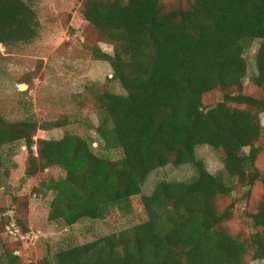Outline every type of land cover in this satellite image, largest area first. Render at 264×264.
<instances>
[{"label":"trees","instance_id":"1","mask_svg":"<svg viewBox=\"0 0 264 264\" xmlns=\"http://www.w3.org/2000/svg\"><path fill=\"white\" fill-rule=\"evenodd\" d=\"M163 1L82 2L83 18L113 47L112 54L95 47L93 55L110 63V79L124 90L96 96L99 144L120 151L118 158L97 154L93 140L74 132L35 139L61 121L0 114V169L1 149L22 142L25 176L43 175L33 190L49 199L50 221L138 217L128 228L58 249L48 264H243L248 254L264 261V194L241 217L253 229L248 235L226 225L234 203L221 207L238 185L264 187L256 166L264 152V97L243 92L244 54L255 41L251 81L264 89V0H174L169 8ZM34 3L0 0V44L9 49L39 36ZM216 91L207 106L204 95ZM200 145L219 152L223 172L208 171L196 156ZM168 164H191L195 175L160 180L142 193L147 176ZM3 259L28 264L13 250Z\"/></svg>","mask_w":264,"mask_h":264},{"label":"rangeland","instance_id":"2","mask_svg":"<svg viewBox=\"0 0 264 264\" xmlns=\"http://www.w3.org/2000/svg\"><path fill=\"white\" fill-rule=\"evenodd\" d=\"M82 2L35 0L39 36L29 44L9 49L0 44V114L10 120L32 114L38 120L61 121L65 124L59 128L39 130L35 139H58L67 131L74 132L93 140L92 147L97 154L116 159L120 151L104 149L99 144L96 96L103 92L124 93V90L110 79V63L93 55L95 47L108 54L113 53V47L83 18ZM174 3V0L163 1L166 8ZM257 47L258 41H255L244 54L248 72L243 92L264 97V89L251 81L256 72ZM217 95V91L205 94L206 105L215 104ZM261 122L264 125V114H261ZM33 150L36 152V146ZM1 153L4 167L0 169V264H4L3 255L10 250L19 254L24 263L48 264L45 259L51 262L52 255L60 248L118 232L138 220L136 215L110 216L105 220L84 219L73 226L50 221L49 199L36 195L33 190L37 178L43 175L25 176L26 146L16 142L4 146ZM196 156L211 173L223 172L220 154L211 146H198ZM256 166L264 172V152L259 155ZM194 175L191 164L159 167L144 180L142 193L149 194L160 180H189ZM246 191H249L247 197ZM263 194V185L256 182L251 188L238 185L229 196L222 198L221 207L234 203L235 214L226 223L233 234L242 227L246 235L253 231L243 225L241 217L256 210ZM135 212L138 213L139 208ZM243 264H264V261L248 254Z\"/></svg>","mask_w":264,"mask_h":264}]
</instances>
